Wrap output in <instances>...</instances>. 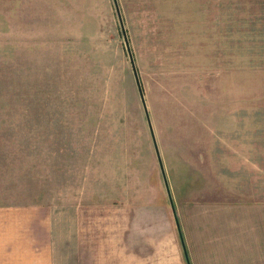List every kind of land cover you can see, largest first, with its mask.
I'll return each instance as SVG.
<instances>
[{
	"label": "rangeland",
	"instance_id": "rangeland-1",
	"mask_svg": "<svg viewBox=\"0 0 264 264\" xmlns=\"http://www.w3.org/2000/svg\"><path fill=\"white\" fill-rule=\"evenodd\" d=\"M232 175L264 204V0H0V206L60 264H176L170 197Z\"/></svg>",
	"mask_w": 264,
	"mask_h": 264
},
{
	"label": "crops",
	"instance_id": "crops-1",
	"mask_svg": "<svg viewBox=\"0 0 264 264\" xmlns=\"http://www.w3.org/2000/svg\"><path fill=\"white\" fill-rule=\"evenodd\" d=\"M237 177L222 176L211 187L218 195L187 191L181 209L171 210L176 264H264V204L252 194L233 200ZM56 231L47 206H0V264H60Z\"/></svg>",
	"mask_w": 264,
	"mask_h": 264
},
{
	"label": "water",
	"instance_id": "water-1",
	"mask_svg": "<svg viewBox=\"0 0 264 264\" xmlns=\"http://www.w3.org/2000/svg\"><path fill=\"white\" fill-rule=\"evenodd\" d=\"M117 11H118V14H119L118 7H117ZM119 19H120V22H121V25H122L123 22L121 21L120 14H119ZM122 27H123V30H124V34H126L123 25H122ZM125 42H126L127 50H128L129 56H130V60H131L132 66H133V70H134V73H135V78H136L137 85H138V88H139L141 100H142V103H143V106H144V109H145V112H146V115H147V120H148V123H149V127H150L151 133L153 135L154 145H155V149H156L157 156H158V159H159V163H160L161 169H162L163 174H164L165 173L164 172V166H163V163H162V160H161V156H160V153H159V149H158V146H157V143H156V140H155V136H154V132H153V126H152V123H151L150 114L148 112V108H147V104H146V100H145V96H144V91L142 89V85H141V82H140V78L138 76V72H137V69H136V66H135L134 58H133L132 52L130 50V45H129V42L127 40L126 35H125ZM164 177H165V174H164ZM165 182H166V185H167V190H168L169 195H170V191H169V187H168V184H167L166 177H165ZM170 198H171L172 208L174 209L172 197H170Z\"/></svg>",
	"mask_w": 264,
	"mask_h": 264
}]
</instances>
